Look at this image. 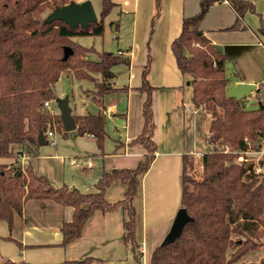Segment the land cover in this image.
<instances>
[{
    "label": "trees",
    "instance_id": "1",
    "mask_svg": "<svg viewBox=\"0 0 264 264\" xmlns=\"http://www.w3.org/2000/svg\"><path fill=\"white\" fill-rule=\"evenodd\" d=\"M70 1L76 0H0V158L12 159L9 163L0 162V221H5L11 230L28 199L52 200L70 207L71 218L60 226V245L64 246L81 235L95 212L122 209L126 217L121 238L132 249H138L132 201L157 149L153 140L154 87L147 78L149 57L143 66L141 83L135 88L144 95L141 130L126 143L144 149L143 158L135 167L104 171L94 183V191L81 192L66 184L54 186L31 161L25 164L19 161L24 148L37 145L38 134H44L50 123L57 129L61 127L60 115L45 107V102L55 99L54 85L61 74L92 84L85 91L99 106L98 112L72 116L77 133L91 135L100 150L106 135L103 98L128 91L127 85L116 87L110 82L114 75L112 68L128 65V57L73 40L77 36L102 35L104 18L114 3L100 0L99 16L86 28L71 27L62 20L48 22L43 16L45 10ZM216 1L223 0H203L197 14L183 18L181 31L171 42L176 65L191 86L192 106L209 113L211 119L207 148L197 159L202 169L198 178L193 174L195 159L188 155L182 158L180 206L191 220L172 242L160 243L153 249L148 264H237L259 248L260 264H264V172L255 173L251 161L238 160L240 153L264 144V104L259 102L257 107L247 108L245 98L237 100L226 95L229 83L225 74L226 56L216 50L199 27L207 8ZM226 1L236 13L232 29L242 26L245 12L255 11L252 1ZM159 10L160 0H155L151 28ZM258 32L264 37L262 15ZM66 46L72 53L63 59ZM89 54H95V58ZM124 145L120 143L119 147ZM25 152L34 157L27 149ZM260 164L264 165V160ZM116 182L124 186L123 197L109 202L105 199L106 192ZM0 238L21 247L9 235ZM135 257L138 259V255ZM97 261L85 256L44 264H97ZM0 264L31 263L5 258Z\"/></svg>",
    "mask_w": 264,
    "mask_h": 264
},
{
    "label": "crops",
    "instance_id": "2",
    "mask_svg": "<svg viewBox=\"0 0 264 264\" xmlns=\"http://www.w3.org/2000/svg\"><path fill=\"white\" fill-rule=\"evenodd\" d=\"M202 1L160 0L159 15L154 19L152 28L151 19L155 12V0H112L114 6L104 18V32L106 25L109 27L113 25L112 31L115 32L118 46H123L117 50V53L129 58L125 84L128 86V91L124 92L125 95L109 98L108 101L104 99L106 114L110 112L120 115L119 112L125 110V144L136 137L141 130L144 95L135 88L140 85L143 66L147 58H150L147 78L154 87L153 140L157 149L149 169L141 176L139 189L132 201L135 208V239L141 254L145 251L147 234L151 231L160 242L181 207L180 175L183 156L198 158L204 150V144L203 142L200 144L198 136L204 135V128L209 124V118L204 110L192 106L190 98L188 101L184 98L183 87L187 79L179 71L171 51V42L180 33L183 18L197 14ZM249 1L253 2L255 11L245 12L242 26L237 29H232L236 13L226 0L209 5L199 24L204 35L214 45L222 47V53L226 56L225 74L227 68L231 67L232 79H228V91L240 82L255 84V89L242 97L245 101L256 96V91L260 92L261 85H264V37L258 32L259 15L264 16V0ZM112 14L113 16L107 21L106 18ZM124 99L125 106H123ZM262 99L264 100V94ZM71 114L74 113L71 111ZM177 131L181 135L180 146L174 144ZM86 136L94 142L91 135L86 134ZM128 146L132 149L128 151L124 149L121 153L113 151L109 155H104L100 150L102 155L98 156L95 153L99 150L96 151L97 148H94L89 151L91 153H79L78 156H83L81 159L71 158L70 164L79 165V177L72 178L68 186L87 192L94 189V183L104 171L126 168L127 163L123 157H143L145 153L143 148L135 149L133 148L135 145ZM23 155L25 157L24 159L20 157V162L30 161L25 150ZM48 157L64 163L66 155L53 154ZM33 166L35 167L34 163ZM45 175L59 186L66 184L63 176L60 178L59 175L57 177L48 173ZM136 196L138 200L135 199ZM32 201L34 200L28 199L24 202L22 213L15 217L11 230L7 226V231L5 226L0 224V237L9 235L21 244L19 247L12 240L0 238V261L9 258L15 261L24 260L31 264H44L90 256V250L95 248L96 242L93 234L88 246H84L89 237V229L93 228L92 231H96L95 223L103 225L105 219L110 220L106 214L115 212H101V214L95 212L85 223L81 235L62 246L60 226L62 221L67 220L66 215L72 214V210L69 212L67 206L54 201L50 203L49 201L52 200H43L40 206L44 211L49 210L48 213H52L55 219L41 228H36L35 225L28 227L27 220L23 217L26 206L28 203H34ZM17 217L20 219V226H17ZM97 219H101L102 223H97ZM103 234H105L104 230L101 236Z\"/></svg>",
    "mask_w": 264,
    "mask_h": 264
},
{
    "label": "rangeland",
    "instance_id": "3",
    "mask_svg": "<svg viewBox=\"0 0 264 264\" xmlns=\"http://www.w3.org/2000/svg\"><path fill=\"white\" fill-rule=\"evenodd\" d=\"M79 1V0H76ZM91 4L93 6V9L95 13L97 14V17L99 16V11L101 7V1L100 0H90ZM51 10L47 9L43 12V16H47L48 13ZM112 15L108 16L106 20L108 21L111 18ZM108 24V23H107ZM113 25L109 27L106 25L105 32H103L102 35L96 36V35H84V36H77L74 37L73 40L77 43L86 46V47H94L96 50H105L112 53H117V50L123 46H118L117 39L115 38V32L112 31ZM90 58H95V54H89ZM125 64H119L112 68L113 77L110 79V82L113 86L116 87H122L127 82V69ZM226 76L228 79H232V72L231 67L227 68L226 70ZM93 86L89 81L85 80H77L72 75H67L65 73L61 74L60 78L54 85V94L55 99L51 100L49 102V109L51 112L55 114L60 113V101L67 102V105H69L71 111L76 114L80 113H97L99 110V106L95 104L90 97L86 95L87 89H91ZM119 94V95H118ZM256 96H253L249 101H245V106L247 108H255L258 106L259 102L264 103V100L262 99V94H264V85H261L260 92L256 91ZM125 95L124 92H114L110 93L104 96L103 98V104H106V100H110L111 98H114L115 96H122ZM183 95L186 101L190 98L191 95V86L187 85V80L185 81V85L183 87ZM109 96V97H107ZM110 98V99H109ZM153 98V95H152ZM104 99H106L104 101ZM125 106V99H124V105ZM106 109V108H105ZM206 112V111H205ZM105 113V138L103 140L102 145V153L104 155H109L113 153V151H116L117 153L131 150L132 147L125 144L123 147H119L120 142L125 143V132H124V116H125V110L123 112H119V114H109ZM122 113V114H121ZM208 118L209 122L211 119V116L209 113H205ZM61 124V122H60ZM208 125L204 128V135H199L198 140L203 142L204 144V150L207 148V144L204 143L206 140V137L208 135ZM50 130L53 132V137L56 142V146L51 145L49 142L42 145H35L29 148H24L25 150L29 151L31 154L34 155V157H29V160L34 163L35 167L39 169L40 173L45 174H51L56 175V177L59 175L63 176L65 178L64 183L66 185L69 184L70 181H72V178L79 177L78 175V168L79 165H72L70 164L71 158H83L78 156L79 153H91L89 152L91 149L97 148L96 151H98L95 154H98V156L102 155L100 154V149L98 146L96 147V141L94 139V142L92 139L88 138L86 134L80 135L77 133V131L71 130V131H65L63 129V126L61 124V127L57 129V126H52V123L48 125ZM48 129V128H47ZM66 134V135H63ZM177 136L174 140V144L176 146L182 145L181 135L179 131H177ZM185 144H187V141H185ZM264 146V144H263ZM118 147V148H117ZM19 148V147H18ZM135 149H142L141 146L135 145L133 147ZM53 154H60V155H66L64 163L60 160L56 159H50L48 156ZM82 155V154H81ZM46 156V157H45ZM143 157H123L125 162L127 163L125 166L126 168H132L135 167L138 161H141ZM195 166L193 170L194 177L198 178L199 175L202 173L201 166L199 165L197 161V157L194 158ZM12 159L10 158H0V162L3 163H9ZM23 164H25L23 161H21ZM27 163V162H26ZM59 178V179H60ZM51 179V178H50ZM61 181V180H60ZM51 183L54 186H59L58 184H55L53 180H51ZM63 183V182H61ZM62 185V184H60ZM74 187V186H71ZM92 192L94 189L89 190L87 192ZM86 192V191H85ZM124 192V186L121 183H114L109 189L108 193L105 195V199L109 202H114L118 199H121L123 197ZM134 198V197H133ZM136 200H138V197H135ZM34 203H28L26 206V211L23 218H26L27 223L26 225L30 227L31 225H35L36 228H41L46 223H50L52 220L55 219V216L52 213H48L49 210L46 209L44 211L42 207L40 206V200L32 199ZM50 203L53 201H49ZM54 203V202H53ZM69 212H71L70 207H66ZM97 214H101L100 211L97 212ZM68 215V214H67ZM66 215V219L69 220L71 215L69 213V216ZM100 216V215H97ZM106 216L110 217L109 219H105L103 225H98L95 223L96 231H92L93 228L89 229V237L86 239V243L84 246H88V243L92 240L93 234H94V242L95 248L91 251L90 256L98 259L97 264H138V261L140 264H148L150 254L153 251V249L159 245L162 240L159 242L157 241V238L154 237V235L151 234V231L147 234V243L145 245V251L144 254H140L138 249H132V247L129 244H126L123 242L121 235L123 232V226L122 221L126 217L124 211L122 209H118L115 212L106 214ZM124 217V218H123ZM20 219L17 217V226H20ZM101 219H97V223H102ZM121 221V222H120ZM0 224L2 226H5L7 229V225L5 221H0ZM102 226H104V229ZM17 228V227H16ZM99 228V229H98ZM102 230H104L105 234H102ZM8 231V229H7ZM96 234V235H95ZM15 236V235H13ZM19 239V237H18ZM163 239V238H162ZM100 244V245H99ZM135 255H138V259H136ZM262 258V249H256V251L252 252L251 254L247 255L243 260L239 261L237 264H260Z\"/></svg>",
    "mask_w": 264,
    "mask_h": 264
},
{
    "label": "water",
    "instance_id": "4",
    "mask_svg": "<svg viewBox=\"0 0 264 264\" xmlns=\"http://www.w3.org/2000/svg\"><path fill=\"white\" fill-rule=\"evenodd\" d=\"M48 22L53 20H62L71 27L77 25L82 28H86L90 23L97 20V14L95 13L93 6L90 0H79V1H70L62 6L56 7L51 10L46 16ZM216 50L222 53V47L215 45ZM72 50L70 47H65L63 50V59H66L70 56ZM189 81H187V84ZM255 89V84L252 83H237L230 91L227 92L228 97H233L237 100L241 99L244 95L251 92ZM60 101V121L65 131H71L76 128L73 116L71 114L70 108L67 105V102ZM37 143L39 145L46 144L43 133H39L37 137ZM191 220V217L188 215L184 207H180L173 220L171 225L162 239L161 244H166L172 242L176 237H178L184 227V225Z\"/></svg>",
    "mask_w": 264,
    "mask_h": 264
},
{
    "label": "built area",
    "instance_id": "5",
    "mask_svg": "<svg viewBox=\"0 0 264 264\" xmlns=\"http://www.w3.org/2000/svg\"><path fill=\"white\" fill-rule=\"evenodd\" d=\"M49 102H45V107L48 108ZM43 134L46 142H49L51 145L55 146L56 142L53 137V132L49 129ZM24 155L21 156L24 159ZM249 160L254 164V172L255 173H262L264 172V165L260 164V161L264 160V146L262 145L259 149H248L243 153H240L238 156V160ZM22 163V162H21ZM23 164V163H22Z\"/></svg>",
    "mask_w": 264,
    "mask_h": 264
}]
</instances>
